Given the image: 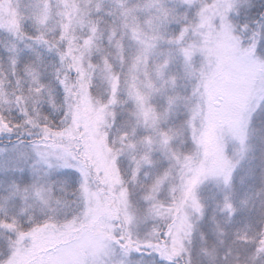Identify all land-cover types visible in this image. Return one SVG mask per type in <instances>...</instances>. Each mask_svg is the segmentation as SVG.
Instances as JSON below:
<instances>
[{
	"label": "snow or ice",
	"instance_id": "snow-or-ice-1",
	"mask_svg": "<svg viewBox=\"0 0 264 264\" xmlns=\"http://www.w3.org/2000/svg\"><path fill=\"white\" fill-rule=\"evenodd\" d=\"M0 264H264V0H0Z\"/></svg>",
	"mask_w": 264,
	"mask_h": 264
}]
</instances>
